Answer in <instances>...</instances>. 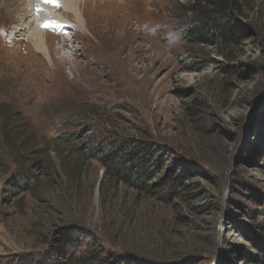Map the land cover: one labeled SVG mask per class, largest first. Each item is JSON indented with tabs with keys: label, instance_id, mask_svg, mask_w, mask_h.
Wrapping results in <instances>:
<instances>
[{
	"label": "rangeland",
	"instance_id": "obj_1",
	"mask_svg": "<svg viewBox=\"0 0 264 264\" xmlns=\"http://www.w3.org/2000/svg\"><path fill=\"white\" fill-rule=\"evenodd\" d=\"M238 2L229 12L245 29L239 44L190 40L187 0H83L90 31H77L62 6L70 26L43 31L47 58L27 36L36 7L0 1V264L40 262L69 235L80 243L72 252L95 243L108 259L256 264L264 0ZM127 138L163 160L145 187L87 155ZM24 172L34 174L29 190L12 186ZM180 172L187 187L162 181Z\"/></svg>",
	"mask_w": 264,
	"mask_h": 264
},
{
	"label": "trees",
	"instance_id": "obj_2",
	"mask_svg": "<svg viewBox=\"0 0 264 264\" xmlns=\"http://www.w3.org/2000/svg\"><path fill=\"white\" fill-rule=\"evenodd\" d=\"M187 2L185 14L188 13L189 17H186L184 21L186 24L184 34L190 40L214 42V40L222 39L225 42L239 44L245 39L243 34L245 31L244 26L233 20L229 12L230 9L241 10V4L238 0H187ZM17 134L21 138L24 132L22 133L19 130ZM58 139L61 141L60 137ZM30 140L31 137H29V142H32ZM53 140L51 139V141ZM22 143L23 141L19 145ZM88 151H91L87 154L89 158L99 160L108 168L109 166H113L114 172L117 171V174H123L126 181L128 183L133 182L135 187H145L149 184L153 180L156 171L160 169V164L163 161L160 155H158L159 153L156 154V151H153L149 146L147 147L141 140L134 138H127L124 142L114 146V148L106 153H101L98 148L88 149ZM37 152L31 151L28 156H34ZM44 155H47V153ZM12 160L17 167L22 166L23 160L17 154V149L14 150V153L12 151ZM116 162L117 164L121 163L123 169L122 167L115 168ZM118 169H121L122 172L118 171ZM17 175L18 177L13 181L12 186L29 190L31 175L34 174L24 172L21 175ZM162 179V181H166L164 184L172 183L174 187L181 186L184 183L182 172L175 175H164ZM183 187H187V185H183ZM254 211L262 212L259 209H255ZM63 240L59 241L60 247L57 251L54 249V253H49L50 256H45L40 262L36 263V260L31 256H24L21 259L18 258L16 261L13 260V262L7 261L4 264H144L138 259L130 257L108 259L103 255L101 247L95 243H89L86 249L76 254L72 251L74 249L77 250L80 243H77L72 235L65 237ZM259 252L258 258L256 260L252 259L250 262L264 264V249H260Z\"/></svg>",
	"mask_w": 264,
	"mask_h": 264
},
{
	"label": "bare ground",
	"instance_id": "obj_3",
	"mask_svg": "<svg viewBox=\"0 0 264 264\" xmlns=\"http://www.w3.org/2000/svg\"><path fill=\"white\" fill-rule=\"evenodd\" d=\"M82 1L83 0H60L61 6L58 8L52 7L49 4H41L40 6L42 10L39 12V14H37V12H34L33 9L37 7L39 0H22V2H25L26 5L30 7L31 11L34 12L31 15L36 14L35 18L31 19L32 23L34 24V27L32 28V30L29 32V35L27 36L30 39L32 46L35 48L37 52H40L42 55L46 56L47 58H50L51 56L50 47H49V43L47 41V35H46V33L49 34V32H47L46 28L41 27V24H43L46 21H53L60 25V27H58L59 29H65L70 26L71 20L66 19L60 14L59 8H61L62 6L68 9L70 12H72L73 19H74V26L77 31L84 30V29L86 30L88 29L90 31V29L85 25V19L80 11L81 10L80 6L82 4ZM5 9H6V12H8L7 11L8 9L7 8ZM43 31L46 33L43 34Z\"/></svg>",
	"mask_w": 264,
	"mask_h": 264
},
{
	"label": "snow or ice",
	"instance_id": "obj_4",
	"mask_svg": "<svg viewBox=\"0 0 264 264\" xmlns=\"http://www.w3.org/2000/svg\"><path fill=\"white\" fill-rule=\"evenodd\" d=\"M41 4H49L52 7L58 8L60 7V0H39L37 7L35 9V11L37 12V14H39V12L42 10L41 8ZM41 27L46 28V29H52L54 27H60V25L56 22L53 21H46L43 24H41Z\"/></svg>",
	"mask_w": 264,
	"mask_h": 264
}]
</instances>
